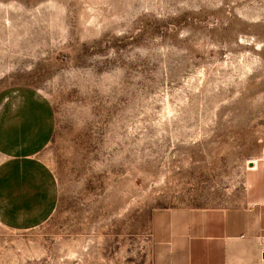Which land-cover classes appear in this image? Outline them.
Masks as SVG:
<instances>
[{
  "label": "rangeland",
  "instance_id": "374dc122",
  "mask_svg": "<svg viewBox=\"0 0 264 264\" xmlns=\"http://www.w3.org/2000/svg\"><path fill=\"white\" fill-rule=\"evenodd\" d=\"M20 89L53 106L59 202L0 223V264H157L166 209L264 223V0H0V95Z\"/></svg>",
  "mask_w": 264,
  "mask_h": 264
},
{
  "label": "crops",
  "instance_id": "0c3cea01",
  "mask_svg": "<svg viewBox=\"0 0 264 264\" xmlns=\"http://www.w3.org/2000/svg\"><path fill=\"white\" fill-rule=\"evenodd\" d=\"M50 101L35 89L0 95V223L36 228L59 202L56 178L41 159L54 136ZM259 211L166 209L152 220L157 264H261Z\"/></svg>",
  "mask_w": 264,
  "mask_h": 264
},
{
  "label": "built area",
  "instance_id": "2783aa9c",
  "mask_svg": "<svg viewBox=\"0 0 264 264\" xmlns=\"http://www.w3.org/2000/svg\"><path fill=\"white\" fill-rule=\"evenodd\" d=\"M261 264H264V249L262 251Z\"/></svg>",
  "mask_w": 264,
  "mask_h": 264
}]
</instances>
